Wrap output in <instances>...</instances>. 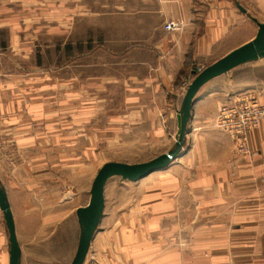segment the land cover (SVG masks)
<instances>
[{
  "label": "crops",
  "instance_id": "0c3cea01",
  "mask_svg": "<svg viewBox=\"0 0 264 264\" xmlns=\"http://www.w3.org/2000/svg\"><path fill=\"white\" fill-rule=\"evenodd\" d=\"M238 3L155 0L124 18L123 36L103 63L122 73L97 84L105 97L77 101L72 111L60 100L52 113L51 100L5 102L0 94V187L14 214L20 264H73L85 232L79 210L99 169L174 148L196 67L247 44L259 30L254 19L264 22ZM170 20L181 28L166 31ZM248 63L200 89L181 154L168 167L138 181L108 179L84 264H264V125L248 135L250 156L214 126L224 104L246 97L264 104V79L242 72ZM10 259L0 207V264Z\"/></svg>",
  "mask_w": 264,
  "mask_h": 264
},
{
  "label": "rangeland",
  "instance_id": "374dc122",
  "mask_svg": "<svg viewBox=\"0 0 264 264\" xmlns=\"http://www.w3.org/2000/svg\"><path fill=\"white\" fill-rule=\"evenodd\" d=\"M238 1L249 8L250 15L264 21V0ZM154 3L155 0H0L1 97L5 102L17 97L51 100L52 113L58 109L54 105L59 100L69 112L77 101L102 99L106 92L97 84H106L107 74L120 75L123 70L122 66L108 69L103 64L108 49L118 45L112 40L122 38L124 18L129 22L130 16H137ZM243 69L250 76L264 79V57ZM12 84L19 88L12 90ZM235 144L239 154L251 155V151H239L236 140Z\"/></svg>",
  "mask_w": 264,
  "mask_h": 264
},
{
  "label": "water",
  "instance_id": "95a60500",
  "mask_svg": "<svg viewBox=\"0 0 264 264\" xmlns=\"http://www.w3.org/2000/svg\"><path fill=\"white\" fill-rule=\"evenodd\" d=\"M241 10L246 9L238 3ZM258 24V31L255 37L240 47L232 50L214 63L206 66L200 73L194 72V78L188 85L182 107L178 114L179 131L177 142L172 150L162 154L153 160L143 163L107 162L98 171L91 189V200L86 207L79 210L81 218L84 220L83 237L80 242L75 261L73 264H84L88 254L91 241L94 237L99 220L105 207V185L111 177L121 176L130 181L141 180L154 172L168 167L172 161L179 157L186 141V136L190 132L189 124L192 116L194 99L200 89L212 79L228 73L234 68L264 57V22L254 19ZM0 207L4 213L6 225L9 232L10 242V264H20V245L16 236V227L13 213L6 197L0 187Z\"/></svg>",
  "mask_w": 264,
  "mask_h": 264
},
{
  "label": "built area",
  "instance_id": "2783aa9c",
  "mask_svg": "<svg viewBox=\"0 0 264 264\" xmlns=\"http://www.w3.org/2000/svg\"><path fill=\"white\" fill-rule=\"evenodd\" d=\"M168 32L177 31L181 25L179 22L170 20L165 24ZM204 66H197L196 73H200ZM189 84H187L188 87ZM264 125V104L256 98H240L228 104H224L218 110L214 125L228 132L237 141L239 151L250 153L248 135L250 131Z\"/></svg>",
  "mask_w": 264,
  "mask_h": 264
}]
</instances>
